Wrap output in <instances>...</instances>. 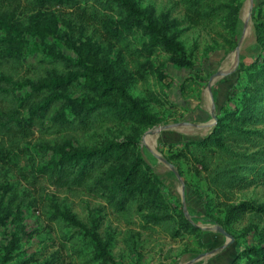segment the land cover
<instances>
[{
  "label": "trees",
  "instance_id": "16d2710c",
  "mask_svg": "<svg viewBox=\"0 0 264 264\" xmlns=\"http://www.w3.org/2000/svg\"><path fill=\"white\" fill-rule=\"evenodd\" d=\"M175 1L182 7L185 23L207 29L214 33L213 39L219 38L229 47L234 45L243 0ZM22 3L38 13L72 9L75 21L91 24V34L84 39H68L73 55H67L54 41L55 30L47 22L16 17V7ZM254 15L260 52L244 68L247 81L242 97L233 109L221 107L208 135L190 141L193 160L205 172L207 189L216 196L231 187L264 183V0ZM135 33L140 34L142 47L133 42ZM27 34L37 36L43 44L51 64L44 75L27 78L20 73ZM106 46L116 49V59L104 51ZM157 51L169 54L175 65L190 63L177 36L130 0H0V143L16 155V151H24L22 144L28 143L33 129L67 131L61 140L41 149L49 157L39 153L41 162L31 171L33 178L98 197L125 221L136 220L140 229L178 238L196 234L200 228L164 195L159 176L138 149L137 134L97 145L72 142L75 132L105 122L143 127L155 123L142 100L131 95L128 88L134 75L146 78L148 58ZM119 53L129 60L130 70ZM244 211L264 216V205L243 202L230 206L227 214ZM53 216L63 225L76 228V236L90 238V260L115 264L108 253L109 240L101 241L98 229L83 227L66 211ZM229 264H264V244L244 247Z\"/></svg>",
  "mask_w": 264,
  "mask_h": 264
},
{
  "label": "rangeland",
  "instance_id": "374dc122",
  "mask_svg": "<svg viewBox=\"0 0 264 264\" xmlns=\"http://www.w3.org/2000/svg\"><path fill=\"white\" fill-rule=\"evenodd\" d=\"M130 1L177 36L190 63L175 65L169 54L157 51L148 58L146 78H132L129 92L142 100L145 112L155 119L153 125L105 122L75 132L72 142L97 145L137 134L138 149L159 176L164 195L173 205L182 210L184 207L188 219L200 230L178 238L148 232L140 229L136 220L125 221L98 197L56 187L41 177L33 178L31 171L41 162L39 153L45 159L49 157L41 151L44 145L68 134L33 129L28 143L22 144L24 151H16V155L8 153V147L0 143V264H111L90 260V238L76 236V228L58 222L53 215L61 211L75 216L83 227L98 229L100 240H109L108 253L115 264H229L244 247L264 244V216L254 211L227 214L230 206L243 202L264 205V183L242 189L231 187L218 196L211 194L205 172L193 160L194 145L190 142L211 132L216 122L211 117L212 105L217 116L222 106L233 109L242 97L247 81L244 68L260 52L254 14L261 0L242 1L231 47L219 38L213 39L214 33L207 29L185 23L182 7L175 0ZM16 8L17 18L47 22L53 27L57 37L54 41L67 55H73L68 39H84L91 34V24L75 21L72 9L52 8L38 13L30 11L25 3ZM132 39L138 47L144 45L139 33ZM26 40L20 73L27 78L44 75L51 70V64L43 44L30 34ZM103 49L116 59L114 47ZM122 62L131 69L128 59L123 57ZM217 72L223 74L216 75ZM178 123L186 124L174 126ZM156 155L173 165L182 184ZM217 226L231 238L216 230Z\"/></svg>",
  "mask_w": 264,
  "mask_h": 264
},
{
  "label": "water",
  "instance_id": "95a60500",
  "mask_svg": "<svg viewBox=\"0 0 264 264\" xmlns=\"http://www.w3.org/2000/svg\"><path fill=\"white\" fill-rule=\"evenodd\" d=\"M250 3H251V0H250ZM249 14V13H248ZM246 19H247V17H246ZM244 29L246 28V23L244 24V27H243ZM236 52H237V50H236ZM237 66V63L235 64V66L234 67H236ZM217 74H223V73H221V72H217L216 73V75ZM212 78V76L210 77V79ZM211 117L213 118V123L216 121V112H215V108H214V105H212L211 106ZM212 123V124H213ZM186 123H178V124H176V125H174V126H182V125H185ZM166 128H169V126H164L163 127V129H166ZM148 132H150V133H152L153 131H148ZM157 157H159L163 162H165L169 167H170V169L174 172V174L176 175V177L178 178V180L180 181V183L182 184V180H181V177H180V175L178 174V172L175 170V168L173 167V165L170 163V162H168V160L167 159H165V158H163V157H161V156H159V155H156ZM183 212H184V215L186 216V218H188L187 217V215H186V211H185V208L183 207ZM216 230H218L220 233H222L223 235H225V236H227V237H230L231 238V236L222 228V227H219V226H217L216 227Z\"/></svg>",
  "mask_w": 264,
  "mask_h": 264
},
{
  "label": "bare ground",
  "instance_id": "6f19581e",
  "mask_svg": "<svg viewBox=\"0 0 264 264\" xmlns=\"http://www.w3.org/2000/svg\"><path fill=\"white\" fill-rule=\"evenodd\" d=\"M212 123V122H211Z\"/></svg>",
  "mask_w": 264,
  "mask_h": 264
}]
</instances>
